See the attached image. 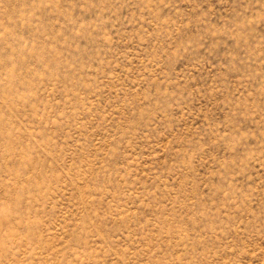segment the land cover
Segmentation results:
<instances>
[{"label": "rangeland", "instance_id": "obj_1", "mask_svg": "<svg viewBox=\"0 0 264 264\" xmlns=\"http://www.w3.org/2000/svg\"><path fill=\"white\" fill-rule=\"evenodd\" d=\"M0 264H264V0H0Z\"/></svg>", "mask_w": 264, "mask_h": 264}]
</instances>
